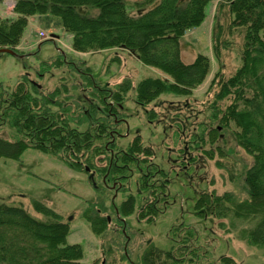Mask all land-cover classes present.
<instances>
[{
	"label": "trees",
	"instance_id": "trees-1",
	"mask_svg": "<svg viewBox=\"0 0 264 264\" xmlns=\"http://www.w3.org/2000/svg\"><path fill=\"white\" fill-rule=\"evenodd\" d=\"M212 1L135 0L130 4L129 0H16L17 18L0 19V49H12L19 54L17 47L29 21L50 16L58 19L72 37V51L122 49L141 65L164 76L147 77L137 85L129 78L114 85L109 82L102 85L90 67H78L60 52L49 59L53 63H48L49 60L40 63L37 75L42 77L56 67L72 69L84 80L74 86L73 94L66 86L46 93L29 74L23 75L13 90L0 84V130L7 127L17 137L14 142L0 137V158L19 159L28 148L38 149L61 158L92 180L98 177L104 190L113 194L126 191V183L137 177L139 190L150 191L146 205L140 204L139 218L151 222L165 213L171 205L170 183L165 172L151 162V149L144 146L139 135L124 148L118 144L119 139L129 135V114L124 105L135 87V102L155 122L159 118L157 111L147 108L162 95L190 98L204 83L211 71L209 58L198 54L191 63L183 62L181 40L187 31L202 25ZM227 6L233 17L231 28L244 29L241 67L230 79L221 82L210 122L199 123L196 135L176 155L186 170L200 158L186 153L198 151L210 160L216 153L226 158L220 146L212 150L206 147L223 141V132L236 128L233 135L237 145L253 161L242 177L246 199L237 201L229 192L222 196L203 193L195 200L194 211L201 218L252 221L254 226L244 230L242 238L250 247L264 248V0H228ZM217 40L214 51L220 58ZM219 76L215 75L212 87L218 86ZM229 98L232 103L220 110L218 103ZM185 154L189 158L184 159ZM96 160L106 164L97 167ZM217 165L223 167L219 162ZM93 186L100 192L96 183ZM90 203L83 216L92 231L103 236L112 222L100 212L106 210L105 206L94 209ZM32 205L45 219L31 216L21 203H0V264H81L82 246L67 241L72 219L64 222L61 215L39 201L34 200ZM136 205L137 197L132 193L120 205H114L117 217L114 223L120 225L119 231L126 240V262L182 264L187 255L184 250L194 245L193 238L198 241V235L192 227L180 223L172 228L171 249L164 251L150 242L139 263L133 262L127 250L130 229L124 217L132 215ZM196 253V250L188 253L189 263L197 261ZM225 260L226 264L233 261L229 257Z\"/></svg>",
	"mask_w": 264,
	"mask_h": 264
},
{
	"label": "rangeland",
	"instance_id": "rangeland-1",
	"mask_svg": "<svg viewBox=\"0 0 264 264\" xmlns=\"http://www.w3.org/2000/svg\"><path fill=\"white\" fill-rule=\"evenodd\" d=\"M134 1L129 0V3ZM227 1H212L207 7L202 25L187 31L181 40L183 62L191 63L198 54H202L211 63L209 76L194 90L190 98L162 95L155 104L147 108L149 111H157L159 118L155 122H151L144 108L135 102V87L125 101L124 106L129 114V135L119 139L118 144L124 148L139 135L144 146L151 149V162L165 172L170 183L171 205L165 213L151 222L139 218L140 204L141 207L146 205L150 191L139 190L137 177L126 183V191L113 194V191L104 190L98 177L92 180L87 173L70 168L61 158L33 148L24 151L19 159L0 158V203H21L31 216L45 219L33 208L32 202L36 200L61 215L64 222L72 219L67 241L71 245L82 246L81 264H102L103 261L129 264L124 258L126 240L119 231L120 225L114 223L117 219L114 205H120L129 193L137 197L134 213L124 217L130 229L127 231L130 237L127 250L134 263H139L141 254L150 242L164 251L171 249L174 245L171 239L172 228L180 223L192 227L198 235V241L193 238L194 245L184 250L187 255L182 264H226L227 257L233 259L229 260L230 264H264V248L250 247L242 238L243 231L254 226L252 221L232 217L218 219L215 216L201 218L194 211L195 200L203 193L215 192L217 196H222L229 192L237 201L246 199L247 191L242 177L253 161L237 145L233 135L236 128L224 131L223 141L206 147V150H212L220 146L226 152V158H221L218 153L213 160L198 151L186 153L192 157H200L197 163L186 170L182 167L183 161L176 155L177 151L186 147L191 136L196 135L199 123L210 122L221 82L230 79L242 64L244 29L231 28L233 17L229 13ZM15 3L16 0L0 1V19L17 18L14 13ZM215 38L218 39L220 58L214 51L215 45L217 46ZM71 45L72 37L62 28L58 19L50 16L31 19L17 47L19 54H0V84L13 90L22 76L29 74L32 81L46 93L66 86L73 94L74 86L84 83V80L73 73L72 69L61 66L62 68H52L51 72L42 77L37 75L40 63L60 52L65 53L68 61L74 60L76 66L90 67L92 74L102 85L108 82L114 85L127 78L137 85L147 77L164 76L153 68L141 65L135 57L122 49L76 53L72 51ZM47 62L53 63L52 59ZM217 73L220 75L218 86L212 87L211 83ZM231 103L229 98L218 103L217 107L224 111ZM0 137L10 142L17 138L14 130L7 127L0 130ZM186 154L184 159L189 158ZM218 162L223 165L222 168L218 167ZM95 164L102 167L106 163L96 160ZM94 183L100 187V192L95 189ZM99 198H103V202ZM89 201L94 209L100 205L106 207V210L101 209L100 212L109 217L112 224L103 236L96 235L83 216ZM193 250L197 252V261L189 263L188 253Z\"/></svg>",
	"mask_w": 264,
	"mask_h": 264
},
{
	"label": "water",
	"instance_id": "water-1",
	"mask_svg": "<svg viewBox=\"0 0 264 264\" xmlns=\"http://www.w3.org/2000/svg\"><path fill=\"white\" fill-rule=\"evenodd\" d=\"M4 53H7V54H10V55H13V56H17V53H15L12 49H6V48L5 49H0V54H4Z\"/></svg>",
	"mask_w": 264,
	"mask_h": 264
},
{
	"label": "crops",
	"instance_id": "crops-1",
	"mask_svg": "<svg viewBox=\"0 0 264 264\" xmlns=\"http://www.w3.org/2000/svg\"><path fill=\"white\" fill-rule=\"evenodd\" d=\"M35 21V20H34ZM158 74V73H157Z\"/></svg>",
	"mask_w": 264,
	"mask_h": 264
}]
</instances>
